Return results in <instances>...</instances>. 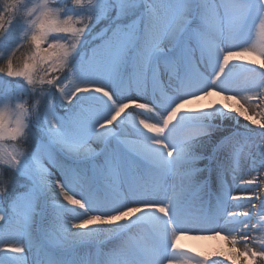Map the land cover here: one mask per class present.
I'll list each match as a JSON object with an SVG mask.
<instances>
[{
  "label": "snow or ice",
  "instance_id": "6c2138e0",
  "mask_svg": "<svg viewBox=\"0 0 264 264\" xmlns=\"http://www.w3.org/2000/svg\"><path fill=\"white\" fill-rule=\"evenodd\" d=\"M0 74V264H264V0H0Z\"/></svg>",
  "mask_w": 264,
  "mask_h": 264
},
{
  "label": "bare ground",
  "instance_id": "6f19581e",
  "mask_svg": "<svg viewBox=\"0 0 264 264\" xmlns=\"http://www.w3.org/2000/svg\"><path fill=\"white\" fill-rule=\"evenodd\" d=\"M239 79L243 80V77H240ZM213 99L215 100H219L220 97H214ZM209 103V99H204L203 101H200L199 104L203 105V104H207ZM262 108L263 105H261ZM249 109L250 111H257L255 104L249 105ZM255 127V126H253ZM257 131H260L259 129H257ZM246 172V170H245ZM242 178H249L246 174L242 173ZM257 191H259V189H256ZM238 194L237 192H234L233 195ZM253 235L259 237L260 233H253ZM115 243V241H110L107 243L106 245V250L107 248H110L113 244ZM181 243L186 247V248H192L194 249V251L196 253H203L206 256H209L211 259H222V257H219L217 254L220 252H227L228 248H230L231 246L227 244V242L225 240H223L222 238H214L211 236H207V237H202L199 239H193V238H189V237H185L184 239L181 240ZM250 246H254V247H258V243L257 244H252V242H250ZM237 247L241 248V250L243 249V244H239L237 245ZM225 264H231V262L225 260Z\"/></svg>",
  "mask_w": 264,
  "mask_h": 264
},
{
  "label": "rangeland",
  "instance_id": "374dc122",
  "mask_svg": "<svg viewBox=\"0 0 264 264\" xmlns=\"http://www.w3.org/2000/svg\"><path fill=\"white\" fill-rule=\"evenodd\" d=\"M14 31H15V29H14ZM0 75H2V74H0ZM263 107H264V105H263ZM9 147H10V145H9ZM258 247H259V244H258Z\"/></svg>",
  "mask_w": 264,
  "mask_h": 264
}]
</instances>
